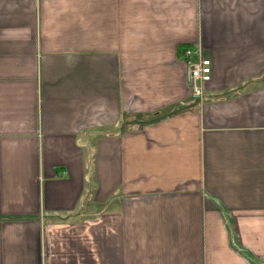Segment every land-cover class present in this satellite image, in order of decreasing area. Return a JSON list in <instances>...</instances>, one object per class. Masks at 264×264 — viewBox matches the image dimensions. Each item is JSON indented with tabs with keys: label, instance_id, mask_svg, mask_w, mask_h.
Here are the masks:
<instances>
[{
	"label": "crops",
	"instance_id": "1",
	"mask_svg": "<svg viewBox=\"0 0 264 264\" xmlns=\"http://www.w3.org/2000/svg\"><path fill=\"white\" fill-rule=\"evenodd\" d=\"M0 264H264V0H0Z\"/></svg>",
	"mask_w": 264,
	"mask_h": 264
},
{
	"label": "built area",
	"instance_id": "2",
	"mask_svg": "<svg viewBox=\"0 0 264 264\" xmlns=\"http://www.w3.org/2000/svg\"><path fill=\"white\" fill-rule=\"evenodd\" d=\"M183 56L188 59L185 60L184 64L189 97L194 102H202L206 86L211 81V62L204 58L200 51L195 53L186 49L183 52ZM191 56L195 57L196 60H189Z\"/></svg>",
	"mask_w": 264,
	"mask_h": 264
}]
</instances>
